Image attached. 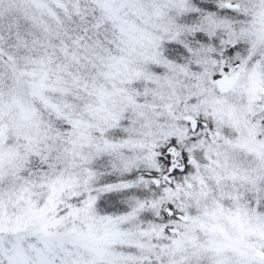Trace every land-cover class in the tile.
Segmentation results:
<instances>
[{"label": "snow or ice", "instance_id": "6c2138e0", "mask_svg": "<svg viewBox=\"0 0 264 264\" xmlns=\"http://www.w3.org/2000/svg\"><path fill=\"white\" fill-rule=\"evenodd\" d=\"M0 264H264V0H0Z\"/></svg>", "mask_w": 264, "mask_h": 264}]
</instances>
